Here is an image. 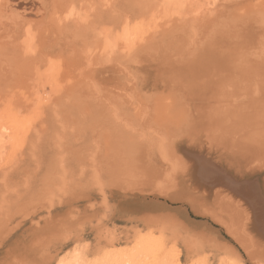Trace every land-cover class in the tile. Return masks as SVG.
Wrapping results in <instances>:
<instances>
[{
  "label": "rangeland",
  "instance_id": "374dc122",
  "mask_svg": "<svg viewBox=\"0 0 264 264\" xmlns=\"http://www.w3.org/2000/svg\"><path fill=\"white\" fill-rule=\"evenodd\" d=\"M0 20V264H264L246 201L189 154L264 204V0H4Z\"/></svg>",
  "mask_w": 264,
  "mask_h": 264
},
{
  "label": "bare ground",
  "instance_id": "6f19581e",
  "mask_svg": "<svg viewBox=\"0 0 264 264\" xmlns=\"http://www.w3.org/2000/svg\"><path fill=\"white\" fill-rule=\"evenodd\" d=\"M3 1L4 0H0V2H2V3H0L1 5L3 4ZM124 36L125 35H123V37ZM263 91H264V89H263ZM1 133H0V136H1ZM0 142H1V138H0ZM200 152L202 154V151H200ZM189 154L194 158V163L197 165L196 166V173H197L198 177L200 178L199 180L201 182L207 184L208 187H212V188L215 185L217 186V185L221 184L222 187L224 186V187L227 188L225 190L228 191V189H229L233 194L238 195L239 197H241L242 200L246 201V204H245V202H244V204L245 205L248 204V207L250 209L249 212L252 211V213H253L252 215H254V220L253 221H254L255 228H257V230L259 229V231L264 235V204H263L262 197L258 193V188L256 187V185L253 184V183L247 184V182L244 183L245 181L238 180V179L235 180V178L234 179L233 178H228L227 174L225 173V171H223L222 169H220V168L215 166L216 163H213V161L210 159L211 156L209 158H207L206 156H202V155L200 156L197 153L195 154L194 152H190ZM203 154H206V153L204 152ZM207 154H209V153H207ZM258 210H260V215L261 216L258 215ZM257 215L259 217H257ZM75 257H71V258L65 257V258H63L62 260L59 261V264H87V262L81 263L82 260L81 261L77 260V261H80V263L77 262L76 261L77 257L76 258ZM100 264H107V262L100 263Z\"/></svg>",
  "mask_w": 264,
  "mask_h": 264
},
{
  "label": "crops",
  "instance_id": "0c3cea01",
  "mask_svg": "<svg viewBox=\"0 0 264 264\" xmlns=\"http://www.w3.org/2000/svg\"><path fill=\"white\" fill-rule=\"evenodd\" d=\"M166 203V202H165ZM165 203L164 202H162V206L163 205H165ZM161 206V205H160ZM173 209V211H172V213L174 212V208H172ZM178 210V212L181 214V215H184L185 213H186V209H184L183 207H180V206H178V207H176V211ZM169 212H167V213H171V210H170V208H169V210H168ZM203 224V223H202Z\"/></svg>",
  "mask_w": 264,
  "mask_h": 264
}]
</instances>
